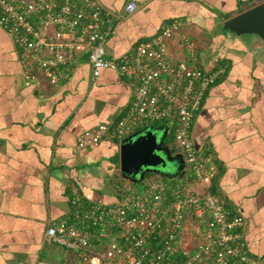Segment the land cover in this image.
<instances>
[{"label": "crops", "instance_id": "1", "mask_svg": "<svg viewBox=\"0 0 264 264\" xmlns=\"http://www.w3.org/2000/svg\"><path fill=\"white\" fill-rule=\"evenodd\" d=\"M100 1L119 12L129 0ZM136 1L132 13L114 20L108 56L130 52L179 19V33L195 41L201 66L226 65L196 113L192 135L199 149L212 152L217 191L246 217L251 253L264 255V38L224 27L263 0ZM179 35L172 53L185 56ZM133 79L111 68L95 77L85 46L74 51L73 70L55 82L40 68L25 72L13 35L0 26V264H79L74 250L46 238L49 223L73 217L75 189L88 200L118 202L125 185L141 187L151 177L194 187L178 146L171 151L165 143L178 162L171 172L135 181L119 171L121 140L78 143L84 129L112 124L125 112ZM172 124L154 125L168 132Z\"/></svg>", "mask_w": 264, "mask_h": 264}, {"label": "built area", "instance_id": "2", "mask_svg": "<svg viewBox=\"0 0 264 264\" xmlns=\"http://www.w3.org/2000/svg\"><path fill=\"white\" fill-rule=\"evenodd\" d=\"M137 5L129 0L115 12L100 0H0V26L13 35L25 72L37 67L55 82L73 70L74 51L85 46L95 77L111 68L134 78L125 112L112 124L84 129L80 145L122 140L145 122L175 121L191 181L201 188L151 177L141 187L125 185L126 196L118 202L88 200L75 189L73 217L49 223L46 238L74 250L79 264H264V255L249 249L246 217L210 190L212 152L199 149L192 135L196 113L226 65L201 66L195 41L179 33V19L130 52L108 56L114 20ZM177 34L185 56L172 53Z\"/></svg>", "mask_w": 264, "mask_h": 264}, {"label": "water", "instance_id": "3", "mask_svg": "<svg viewBox=\"0 0 264 264\" xmlns=\"http://www.w3.org/2000/svg\"><path fill=\"white\" fill-rule=\"evenodd\" d=\"M224 27L237 34L256 33L264 38V0L227 18ZM166 134L161 126L149 124L124 137L119 146V171L135 181L148 171L171 172L178 162L165 144Z\"/></svg>", "mask_w": 264, "mask_h": 264}, {"label": "trees", "instance_id": "4", "mask_svg": "<svg viewBox=\"0 0 264 264\" xmlns=\"http://www.w3.org/2000/svg\"><path fill=\"white\" fill-rule=\"evenodd\" d=\"M159 122H161V121H157V122H151V123H153V124H155V123H159ZM176 128H177V123L175 122V125H171V130H169L168 132H167V134L165 135V138H164V141H165V143L166 144H169L168 146H170V148H171V151H175L176 150V148H177V146H178V143H177V136H176ZM151 173H153V171H148V172H146V175H150ZM215 177H216V175L214 174V176L212 177V179H211V185H210V190L212 191V192H215V193H219L218 191H217V188L215 187ZM145 178V177H144ZM143 178V179H144ZM143 179L142 180H140V182L141 181H143Z\"/></svg>", "mask_w": 264, "mask_h": 264}, {"label": "rangeland", "instance_id": "5", "mask_svg": "<svg viewBox=\"0 0 264 264\" xmlns=\"http://www.w3.org/2000/svg\"><path fill=\"white\" fill-rule=\"evenodd\" d=\"M245 34H248V33H245ZM245 36H248V35H245ZM246 38H248V37H246ZM151 176H153V175H157L155 172H153V173H151L150 174ZM160 176V175H159ZM194 185V187L196 186V188L199 190V191H201V188H199L198 186H197V184H193Z\"/></svg>", "mask_w": 264, "mask_h": 264}]
</instances>
